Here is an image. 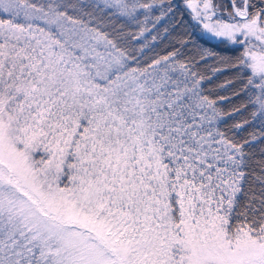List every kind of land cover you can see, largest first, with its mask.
<instances>
[{"label":"snow or ice","instance_id":"snow-or-ice-1","mask_svg":"<svg viewBox=\"0 0 264 264\" xmlns=\"http://www.w3.org/2000/svg\"><path fill=\"white\" fill-rule=\"evenodd\" d=\"M0 264H264V0H0Z\"/></svg>","mask_w":264,"mask_h":264},{"label":"trees","instance_id":"trees-1","mask_svg":"<svg viewBox=\"0 0 264 264\" xmlns=\"http://www.w3.org/2000/svg\"><path fill=\"white\" fill-rule=\"evenodd\" d=\"M187 19V17H185Z\"/></svg>","mask_w":264,"mask_h":264}]
</instances>
